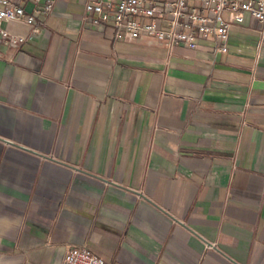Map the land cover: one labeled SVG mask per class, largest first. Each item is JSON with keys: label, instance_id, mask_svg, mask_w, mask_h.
Instances as JSON below:
<instances>
[{"label": "crops", "instance_id": "obj_1", "mask_svg": "<svg viewBox=\"0 0 264 264\" xmlns=\"http://www.w3.org/2000/svg\"><path fill=\"white\" fill-rule=\"evenodd\" d=\"M85 1L0 43V264H62L73 246L109 264H264L256 31L169 54L84 20Z\"/></svg>", "mask_w": 264, "mask_h": 264}, {"label": "built area", "instance_id": "obj_2", "mask_svg": "<svg viewBox=\"0 0 264 264\" xmlns=\"http://www.w3.org/2000/svg\"><path fill=\"white\" fill-rule=\"evenodd\" d=\"M56 2L0 0V43L19 49L42 31L40 18L52 13ZM91 16L93 23L111 24L118 38L154 40L169 54L178 45L197 49L204 44L228 53L232 30L248 25L258 34L259 46L264 43V0H86L83 19ZM12 24L26 26L28 31L17 32ZM62 264L109 263L86 246H73Z\"/></svg>", "mask_w": 264, "mask_h": 264}]
</instances>
